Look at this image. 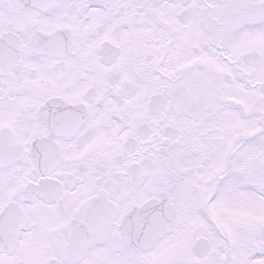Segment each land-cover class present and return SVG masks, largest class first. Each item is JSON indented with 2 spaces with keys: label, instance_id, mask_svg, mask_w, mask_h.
<instances>
[{
  "label": "snow or ice",
  "instance_id": "1",
  "mask_svg": "<svg viewBox=\"0 0 264 264\" xmlns=\"http://www.w3.org/2000/svg\"><path fill=\"white\" fill-rule=\"evenodd\" d=\"M0 264H264V0H0Z\"/></svg>",
  "mask_w": 264,
  "mask_h": 264
}]
</instances>
